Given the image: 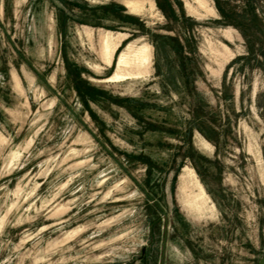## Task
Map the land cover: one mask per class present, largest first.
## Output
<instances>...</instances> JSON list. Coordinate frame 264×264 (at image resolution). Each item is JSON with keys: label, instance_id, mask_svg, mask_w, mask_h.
Wrapping results in <instances>:
<instances>
[{"label": "rangeland", "instance_id": "obj_1", "mask_svg": "<svg viewBox=\"0 0 264 264\" xmlns=\"http://www.w3.org/2000/svg\"><path fill=\"white\" fill-rule=\"evenodd\" d=\"M127 45L149 66L114 79ZM144 253L264 255V0H0V264Z\"/></svg>", "mask_w": 264, "mask_h": 264}, {"label": "bare ground", "instance_id": "obj_2", "mask_svg": "<svg viewBox=\"0 0 264 264\" xmlns=\"http://www.w3.org/2000/svg\"><path fill=\"white\" fill-rule=\"evenodd\" d=\"M124 6L133 10L137 9L136 4L130 1H124ZM205 12H207V10ZM117 41H119V37H114L111 33H109L107 37H104L101 41L99 58L106 66L111 64V56L114 54L113 52L117 45ZM125 50L126 51L119 54L116 60V74L114 77H112L114 79L119 78V74L126 73L130 75L134 72L138 73L141 70H146L149 66L150 50L148 47L144 46L137 49L136 51H133L132 47L127 45ZM201 144L206 147L208 146L204 140ZM182 172L183 173L180 177V180L188 184V186L193 189L192 192L185 194V190L183 191L182 188L188 206L201 214L211 210L212 206H207L209 198L205 194L201 185L196 181L193 171L191 169L185 168Z\"/></svg>", "mask_w": 264, "mask_h": 264}, {"label": "flooded vegetation", "instance_id": "obj_3", "mask_svg": "<svg viewBox=\"0 0 264 264\" xmlns=\"http://www.w3.org/2000/svg\"><path fill=\"white\" fill-rule=\"evenodd\" d=\"M146 261H147V258L145 256V253L142 256L141 255L138 256V261H137L138 264H146Z\"/></svg>", "mask_w": 264, "mask_h": 264}, {"label": "trees", "instance_id": "obj_4", "mask_svg": "<svg viewBox=\"0 0 264 264\" xmlns=\"http://www.w3.org/2000/svg\"><path fill=\"white\" fill-rule=\"evenodd\" d=\"M200 131V130H199ZM201 132V131H200ZM202 133V132H201ZM207 140H209V141H211V142H213L214 143V141H213V139L212 138H210V137H205ZM189 159L191 158H193V157H191L190 155H188L187 156ZM197 170H198V168H197Z\"/></svg>", "mask_w": 264, "mask_h": 264}, {"label": "water", "instance_id": "obj_5", "mask_svg": "<svg viewBox=\"0 0 264 264\" xmlns=\"http://www.w3.org/2000/svg\"><path fill=\"white\" fill-rule=\"evenodd\" d=\"M257 264H264V255L260 258Z\"/></svg>", "mask_w": 264, "mask_h": 264}]
</instances>
